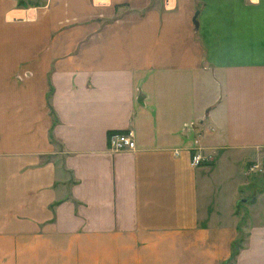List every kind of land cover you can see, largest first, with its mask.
<instances>
[{"label": "crops", "instance_id": "obj_1", "mask_svg": "<svg viewBox=\"0 0 264 264\" xmlns=\"http://www.w3.org/2000/svg\"><path fill=\"white\" fill-rule=\"evenodd\" d=\"M0 4L28 34L0 40V264H84L110 241L156 264L227 254L264 160V0ZM126 129L134 148L110 151ZM261 190L238 197L233 264H264Z\"/></svg>", "mask_w": 264, "mask_h": 264}, {"label": "rangeland", "instance_id": "obj_2", "mask_svg": "<svg viewBox=\"0 0 264 264\" xmlns=\"http://www.w3.org/2000/svg\"><path fill=\"white\" fill-rule=\"evenodd\" d=\"M1 1H4V2L7 1V3H11L12 9L15 8V9H20V11L22 10L21 14L26 13L25 11H23L24 9L38 8V7L43 6L46 2V0H0V3H1ZM27 11H29V10H27ZM2 15H3V13H2V11H0V40H3V41L12 40L13 41V40H18V39L20 40V38H22V37L24 39L27 38V36H28L27 33H26V35H22V32L19 30H15V27H12V25L4 24L3 20H2ZM8 15H12V13L9 12ZM77 18L78 19L84 18V20H86L85 17H82V18L77 17ZM74 19L75 18H72L71 20L73 21ZM87 19H92V18L88 17ZM90 27H91V23L84 24L83 30L81 32H78V33L73 32L72 35L69 34L70 37H68V39L69 40L72 38L74 39L77 34H82V33H83V35L85 33L86 34L88 33V36L86 37V39H90L92 33H90V30L88 32L85 30V29L90 28ZM52 34L55 36L56 35L55 31L52 32ZM54 36H53V38H54ZM53 42H56L55 44L59 43V41L55 38H54ZM68 51H69L68 54H74L76 51V48L70 47L68 49ZM248 173H251L252 175L250 174L249 177L245 176L244 181H248L249 183L247 184V186L244 187L243 190H240L236 194L235 198H233V200L231 202V204H232L231 215L232 216L234 215L236 217L238 216L237 224L235 222L232 223V224L235 223L234 228L235 227L237 228V235H235L233 239L229 240V244L227 246L228 253L225 254L224 256L218 257V260H216L215 263L211 262V264H233L234 256L237 252L238 246L241 244V240L239 238L241 237L242 231H244V230H242V227H241V225L244 223L243 217L247 215V212L245 210V206H243L245 203H241L238 200V197L250 196V194L252 195L253 192L255 193V191L259 187H260V189H262L260 191L261 194L264 193L263 192V190H264V160H262L261 164L259 166H257V170L255 172H253V173L248 172ZM259 193H257V194H259ZM263 197H264V194L261 197L262 200H264ZM128 242L131 243V241H128ZM115 243H117V242L116 241H110V244L105 243L104 247L101 248L104 250V253L101 252V254H99V256H97V253L94 255H90L91 246L89 245V248L87 247L88 249L85 252V253H87V255H85L84 259H83L84 264H142V262H144V264H156V258H159V257H155V256H150V255H140V253L138 252L139 250H134V249H133L132 253H127V251L123 252V250L118 251L117 247L115 246ZM135 243H136V241H135ZM137 243H138L137 244V247H138L141 244V242L138 241ZM193 258L194 257H189L190 261H193ZM173 259L176 262V264H181V263H179V261H180L179 257H174ZM173 259H170V257H164L163 261L165 263H173ZM181 259H182V257H181Z\"/></svg>", "mask_w": 264, "mask_h": 264}, {"label": "built area", "instance_id": "obj_3", "mask_svg": "<svg viewBox=\"0 0 264 264\" xmlns=\"http://www.w3.org/2000/svg\"><path fill=\"white\" fill-rule=\"evenodd\" d=\"M107 148L112 151L131 150L134 148L133 134L130 129L123 130L121 132H113L107 135ZM177 153V150H174ZM205 160V157L199 152H194L190 156L189 164L191 166L200 165ZM257 170V165H251L248 167L249 172Z\"/></svg>", "mask_w": 264, "mask_h": 264}, {"label": "water", "instance_id": "obj_4", "mask_svg": "<svg viewBox=\"0 0 264 264\" xmlns=\"http://www.w3.org/2000/svg\"><path fill=\"white\" fill-rule=\"evenodd\" d=\"M196 13L197 12L195 11L194 14L191 17V22H192L194 28H196V26H197V22H196V19H195Z\"/></svg>", "mask_w": 264, "mask_h": 264}, {"label": "trees", "instance_id": "obj_5", "mask_svg": "<svg viewBox=\"0 0 264 264\" xmlns=\"http://www.w3.org/2000/svg\"><path fill=\"white\" fill-rule=\"evenodd\" d=\"M240 239V238H239Z\"/></svg>", "mask_w": 264, "mask_h": 264}]
</instances>
